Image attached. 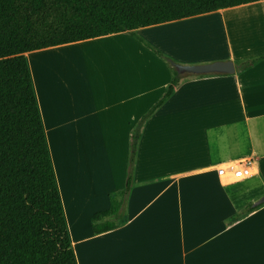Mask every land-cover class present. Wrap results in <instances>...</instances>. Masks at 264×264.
<instances>
[{
    "label": "crops",
    "instance_id": "0c3cea01",
    "mask_svg": "<svg viewBox=\"0 0 264 264\" xmlns=\"http://www.w3.org/2000/svg\"><path fill=\"white\" fill-rule=\"evenodd\" d=\"M215 15L224 53H167L183 65L231 61L235 73L182 75L142 126L126 222L95 234L91 216L124 188L131 131L172 79L127 33ZM102 41L125 50L114 68L95 72L79 53ZM73 55L84 65L79 75L64 70ZM24 56L76 264H264V1ZM243 159L253 163L251 178L217 174ZM249 206L258 207L243 213Z\"/></svg>",
    "mask_w": 264,
    "mask_h": 264
},
{
    "label": "trees",
    "instance_id": "16d2710c",
    "mask_svg": "<svg viewBox=\"0 0 264 264\" xmlns=\"http://www.w3.org/2000/svg\"><path fill=\"white\" fill-rule=\"evenodd\" d=\"M259 1L264 0H0V264H76L24 55ZM140 43L167 64L172 79L131 131L124 188L110 195L107 210L91 216L95 234L126 222L142 126L184 78L174 62Z\"/></svg>",
    "mask_w": 264,
    "mask_h": 264
},
{
    "label": "rangeland",
    "instance_id": "374dc122",
    "mask_svg": "<svg viewBox=\"0 0 264 264\" xmlns=\"http://www.w3.org/2000/svg\"><path fill=\"white\" fill-rule=\"evenodd\" d=\"M211 21V22H209ZM201 23V25H200ZM221 19L219 18V15H215L211 18H208L206 20H199L195 21L193 24L192 23H187V30L180 31V28H183L181 26H175L173 29H158L155 31H143L140 33H127L128 37H131L133 40L136 42L140 43V40L143 41L144 43L150 45L152 48L156 49L159 51L164 58L169 59L170 61L183 65L181 63H178L176 58L171 57L168 55L167 51L171 55H182L181 57H194V56H202V55H207V54H222L224 53L223 50V41H224V33L221 30ZM205 24H209L208 29L209 30H198L196 33H202L204 35L195 34L192 32V27H204ZM206 26V25H205ZM178 30V31H177ZM190 34H189V32ZM194 31V30H193ZM213 33L211 35L208 34V32ZM215 31V32H214ZM181 32V34H180ZM178 37H182L185 40H177V35ZM189 34V41L187 38H185L183 34ZM215 33V34H214ZM183 35V36H182ZM186 35V36H187ZM192 35H198L199 38H196L194 41L193 38L197 36H192ZM213 35V36H212ZM192 36V39H191ZM211 36V37H210ZM211 38V39H207ZM209 40V41H206ZM206 41V42H205ZM108 41H102L99 42L98 44H91L93 46H88L90 54L86 55L84 53H79L88 63V65L93 69L95 72L100 70H105V69H111L116 66L115 63L116 60L118 59V53L117 52H124L120 50H125V45L121 44L122 46L119 47V50H116V48H113V44H107ZM141 46L144 44L140 43ZM118 45V44H115ZM144 47V46H143ZM150 51V50H149ZM152 54H154L152 51H150ZM132 53V51H131ZM156 55V54H154ZM51 65L54 64L53 61H48ZM62 63L58 62L57 65H60ZM205 64H210V63H197V64H192V65H205ZM84 65L81 63V61L78 60V58L73 56H69L66 58L64 61V70L65 73H70V74H76L78 72V75L81 73L83 70Z\"/></svg>",
    "mask_w": 264,
    "mask_h": 264
},
{
    "label": "water",
    "instance_id": "95a60500",
    "mask_svg": "<svg viewBox=\"0 0 264 264\" xmlns=\"http://www.w3.org/2000/svg\"><path fill=\"white\" fill-rule=\"evenodd\" d=\"M178 75L205 76L214 74L232 75L235 73L234 64L231 61H219L205 65H179L172 64Z\"/></svg>",
    "mask_w": 264,
    "mask_h": 264
},
{
    "label": "built area",
    "instance_id": "2783aa9c",
    "mask_svg": "<svg viewBox=\"0 0 264 264\" xmlns=\"http://www.w3.org/2000/svg\"><path fill=\"white\" fill-rule=\"evenodd\" d=\"M219 176L233 180L248 179L254 175L253 163L249 159H243L238 163H232L217 169Z\"/></svg>",
    "mask_w": 264,
    "mask_h": 264
},
{
    "label": "bare ground",
    "instance_id": "6f19581e",
    "mask_svg": "<svg viewBox=\"0 0 264 264\" xmlns=\"http://www.w3.org/2000/svg\"><path fill=\"white\" fill-rule=\"evenodd\" d=\"M195 21H196V20H195ZM195 21H192V22H189V23H192V24H193ZM200 25H201V23H200ZM205 25H206V26H205ZM205 25H204V27L202 26V27H199V28L192 27V29L194 30V31L192 30V32L195 33V34H198V35H200V37H202L201 35H204L205 33L202 34V33H196V32H197L198 30L203 31L204 29L210 31V29H208V26H209V25H208V24H205ZM181 27H183V28H180V31H184L183 33H185V30H187V27H188V26H187V25H183V26H181ZM177 31H178V30H177ZM188 32H189V30H188ZM207 32H208V31H207ZM214 32H215V31H214ZM212 33H213V31H211V33L208 32L209 35H211ZM177 34H178V33H176V35H177ZM180 34H181V32H180ZM180 34H179V35H180ZM189 34H190V32H189ZM189 34H188V35H187V33H186V34H183V35H185L184 37L187 38L188 41L190 40V39H189V37H190ZM214 34H215V33H214ZM179 35H177V38H178L177 40H181V39H182V37H181V38L178 37ZM183 35H182V36H183ZM186 35H187V36H186ZM198 35H192L193 37H194V36H197V37H194V38H193L194 41H196V40H195L196 38H199ZM192 36H191V39H192ZM212 36H213V35H212ZM210 37H211V36H210ZM207 39H211V38H207ZM182 40H185V39L183 38ZM206 41H209V40H206ZM206 41H205V42H206ZM54 58H55V59H56V58H59V56H54Z\"/></svg>",
    "mask_w": 264,
    "mask_h": 264
}]
</instances>
